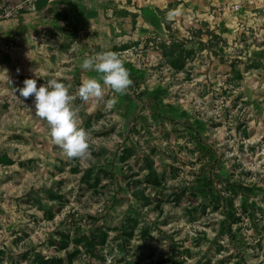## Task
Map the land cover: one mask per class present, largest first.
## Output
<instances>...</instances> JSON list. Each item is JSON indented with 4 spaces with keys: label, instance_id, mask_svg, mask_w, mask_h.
Returning <instances> with one entry per match:
<instances>
[{
    "label": "rangeland",
    "instance_id": "obj_1",
    "mask_svg": "<svg viewBox=\"0 0 264 264\" xmlns=\"http://www.w3.org/2000/svg\"><path fill=\"white\" fill-rule=\"evenodd\" d=\"M35 1L0 0V264H264V0ZM105 50L132 82L83 100ZM25 78L68 86L89 155Z\"/></svg>",
    "mask_w": 264,
    "mask_h": 264
},
{
    "label": "clouds",
    "instance_id": "obj_2",
    "mask_svg": "<svg viewBox=\"0 0 264 264\" xmlns=\"http://www.w3.org/2000/svg\"><path fill=\"white\" fill-rule=\"evenodd\" d=\"M80 67L99 74V78L93 76L81 81L78 95L83 100L102 97L105 86H109L115 94H123L132 82L124 62L112 50L86 56ZM15 92L20 97L33 98L31 107L47 121L52 141L66 156L80 158L89 155V132L80 126L77 110L72 104L74 96L61 79L50 78L38 87L36 79L25 78L23 86L16 88ZM106 103L109 107L113 106L116 97Z\"/></svg>",
    "mask_w": 264,
    "mask_h": 264
},
{
    "label": "trees",
    "instance_id": "obj_3",
    "mask_svg": "<svg viewBox=\"0 0 264 264\" xmlns=\"http://www.w3.org/2000/svg\"><path fill=\"white\" fill-rule=\"evenodd\" d=\"M47 1L48 0H36L34 2V5L36 8H38L40 10L47 4ZM127 150H130V149H127ZM0 163H13V160L11 158H9L7 155L0 156ZM153 165H154V161L152 159L147 158L145 160V165H144L145 168L152 169ZM213 182L214 181L212 180L211 182H208V183L212 184ZM205 185L206 184H204V186ZM136 194H138V193H136ZM196 194H197V191H193V193L190 195V197L194 199V195H196ZM141 195L144 196L143 193ZM105 239H106V234L104 233L102 236H100L99 241L104 242ZM93 242L94 241L92 240L91 237L79 238V239H75V241H74L75 245L77 246L76 248H78V249L80 246H82L83 243L86 245H89V244H92ZM60 244L63 245V242H61ZM73 255H74V252H71V253L69 252L66 256V259L70 263L73 262ZM63 261H64V258L57 257V256L47 258V259H44V258L42 259L43 264H59V263H62Z\"/></svg>",
    "mask_w": 264,
    "mask_h": 264
},
{
    "label": "crops",
    "instance_id": "obj_4",
    "mask_svg": "<svg viewBox=\"0 0 264 264\" xmlns=\"http://www.w3.org/2000/svg\"><path fill=\"white\" fill-rule=\"evenodd\" d=\"M112 29H113V31H115V27L114 26H112Z\"/></svg>",
    "mask_w": 264,
    "mask_h": 264
}]
</instances>
